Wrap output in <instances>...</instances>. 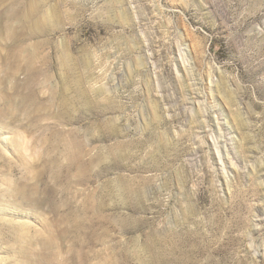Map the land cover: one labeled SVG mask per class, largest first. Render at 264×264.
Returning a JSON list of instances; mask_svg holds the SVG:
<instances>
[{"label":"rangeland","instance_id":"rangeland-1","mask_svg":"<svg viewBox=\"0 0 264 264\" xmlns=\"http://www.w3.org/2000/svg\"><path fill=\"white\" fill-rule=\"evenodd\" d=\"M0 264H264V0H0Z\"/></svg>","mask_w":264,"mask_h":264},{"label":"bare ground","instance_id":"bare-ground-1","mask_svg":"<svg viewBox=\"0 0 264 264\" xmlns=\"http://www.w3.org/2000/svg\"><path fill=\"white\" fill-rule=\"evenodd\" d=\"M9 32H10V31H9ZM32 55H33V54H32ZM32 55H30V54H29V55H28V57H30V56H31V58H32V57H33ZM35 57H36V56H35ZM35 57H33L32 59H34Z\"/></svg>","mask_w":264,"mask_h":264}]
</instances>
